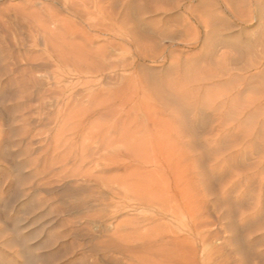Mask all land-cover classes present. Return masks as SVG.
Listing matches in <instances>:
<instances>
[{
	"label": "rangeland",
	"instance_id": "1",
	"mask_svg": "<svg viewBox=\"0 0 264 264\" xmlns=\"http://www.w3.org/2000/svg\"><path fill=\"white\" fill-rule=\"evenodd\" d=\"M147 263L264 264V0H0V264Z\"/></svg>",
	"mask_w": 264,
	"mask_h": 264
},
{
	"label": "bare ground",
	"instance_id": "2",
	"mask_svg": "<svg viewBox=\"0 0 264 264\" xmlns=\"http://www.w3.org/2000/svg\"><path fill=\"white\" fill-rule=\"evenodd\" d=\"M43 40H44V47H46V39H45V37H43ZM33 66H30V68H32ZM106 186V188H105V190H106V197L108 198V199H110V196H114L115 194H116V190L114 189V188H110V186H109V182L105 185ZM110 195V196H109ZM106 198V199H107ZM111 203V202H110ZM109 203V204H110ZM119 237H121L120 235H119ZM234 239V238H233ZM111 241L112 240V238H109L108 239V241ZM155 242V243H154ZM173 243L177 246V250H178V253H189V254H183V255H181L182 257V259H184V260H189V263H190V261H192V259H194L195 258V252H193V250H191V247H189L188 245H187V248L185 249V245H183V247H181L182 246V240H180V239H178V238H173ZM190 243V242H189ZM111 245H112V247H117V251L118 252H120V253H123L124 251H126L127 250V247L126 246H124V245H114V243H111ZM113 248V249H114ZM136 247L134 246L133 247V249H135ZM144 248L148 251L147 252V254H148V260H150V261H152V262H154V263H158L159 262V260H160V258H161V256H168V254H166V252H165V254H164V250H163V245H162V243L160 242V243H157V240H150V239H147L146 241H145V243H144ZM179 250H183L184 252H180ZM154 252V254H155V256H153L152 257V253ZM123 256V255H122ZM174 257L176 258V256L174 255ZM171 258H173L172 257V255H171ZM180 257H178V259H179ZM163 259V258H162ZM177 259V258H176ZM147 261V260H146ZM148 262V261H147ZM147 264H149V263H147Z\"/></svg>",
	"mask_w": 264,
	"mask_h": 264
}]
</instances>
